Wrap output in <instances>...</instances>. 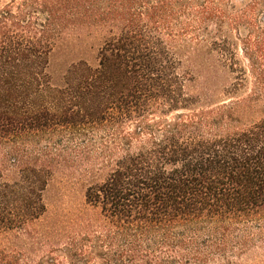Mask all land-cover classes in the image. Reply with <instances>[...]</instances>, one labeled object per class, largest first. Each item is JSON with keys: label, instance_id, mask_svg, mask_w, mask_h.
Returning a JSON list of instances; mask_svg holds the SVG:
<instances>
[{"label": "trees", "instance_id": "1", "mask_svg": "<svg viewBox=\"0 0 264 264\" xmlns=\"http://www.w3.org/2000/svg\"><path fill=\"white\" fill-rule=\"evenodd\" d=\"M258 3L234 15L224 0H0V143L69 132L80 143L64 160L87 163L88 175L108 170L87 188L93 217L66 248L68 264H208L226 255L218 228L240 226L242 249L261 238L249 224L264 232V118L243 124L264 98ZM245 23L256 83L241 97L246 73L226 34ZM64 46L97 48L98 63L56 71L50 59ZM20 192L16 212L0 197V233L29 235L43 214L30 183Z\"/></svg>", "mask_w": 264, "mask_h": 264}, {"label": "rangeland", "instance_id": "2", "mask_svg": "<svg viewBox=\"0 0 264 264\" xmlns=\"http://www.w3.org/2000/svg\"><path fill=\"white\" fill-rule=\"evenodd\" d=\"M251 1L252 3L254 1L259 2V0ZM249 2L250 0L242 2L240 0H224L225 8H228V11L234 15L242 11L243 6ZM262 4L258 3L256 6L251 23L255 29L252 40L261 41L258 48H260L259 52L264 55V5ZM212 28L215 29L214 26ZM252 29L251 25L245 23L244 26L241 24L238 30L228 31L227 29L226 34L230 43L229 49L236 54L238 66L246 73L245 88L241 91V97L251 95L256 83L251 72L252 63L243 54L245 49L243 41L251 36ZM69 48L64 46L52 54L50 61L56 71H63L72 61H79L82 58L89 59L93 65L98 63L97 48L94 51L87 48V52L79 46ZM259 55L260 53L257 56ZM262 64L264 65V61ZM252 107L253 109H248V115L244 116L243 124L248 125L264 118V98L258 100L257 105L252 104ZM72 138L69 132L65 131L58 134L42 132L0 143V197L4 196V200H2L8 205L7 212L10 211L9 209L16 212L15 207L22 200L23 195L20 192V187L24 181L34 187L35 195L39 196L42 201L40 203L45 206V209L39 210L43 213L41 218L30 226L29 235L21 231L0 233V251L3 252L1 255L3 264L9 261L12 264H47L46 261L50 260L56 264L69 263L65 253L66 248L72 243L73 238L78 237L77 233L83 228V225L93 217L92 209L86 205L87 188L92 181H100L108 173V170L103 173L94 172L93 177V175L82 172L87 163L78 166V163H74L72 159L64 160L69 153L78 154L77 145L80 143V138L71 142ZM54 145L63 149L61 152L63 156L52 160L50 158L51 152L56 150L46 151V149ZM65 147H68L67 151H65ZM17 154H19L18 157L22 156L21 165L26 168L22 171H18L11 165ZM88 166L93 169L99 167L97 162H91ZM26 185L24 187L27 189ZM25 192L28 191L25 190ZM91 224L87 233L98 231L99 224L96 222ZM204 226L208 227V225ZM215 226V224L212 225L213 229ZM249 227L252 233L261 235V238L248 242L247 247H243L244 249L240 245L241 240L237 238L243 235L240 226L228 227L227 230L226 228L225 230L218 228L217 234L222 233L226 238L227 247L224 251L226 255L218 254L208 264H264V232L255 229L251 224ZM40 234L42 237L35 239V237L39 238ZM200 234L202 233L200 232ZM86 264L106 263L102 259L94 257ZM109 264L117 263L111 262Z\"/></svg>", "mask_w": 264, "mask_h": 264}]
</instances>
